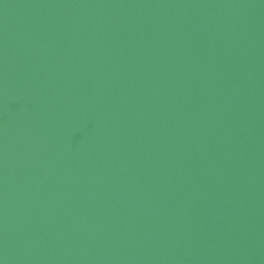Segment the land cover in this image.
Listing matches in <instances>:
<instances>
[{
	"label": "water",
	"instance_id": "water-1",
	"mask_svg": "<svg viewBox=\"0 0 264 264\" xmlns=\"http://www.w3.org/2000/svg\"><path fill=\"white\" fill-rule=\"evenodd\" d=\"M0 264H264V0H0Z\"/></svg>",
	"mask_w": 264,
	"mask_h": 264
}]
</instances>
